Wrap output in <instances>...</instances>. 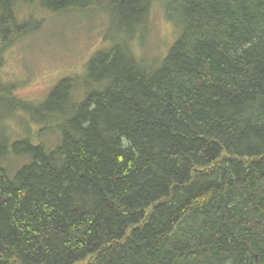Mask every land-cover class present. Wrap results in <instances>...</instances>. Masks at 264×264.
I'll list each match as a JSON object with an SVG mask.
<instances>
[{"label": "trees", "instance_id": "1", "mask_svg": "<svg viewBox=\"0 0 264 264\" xmlns=\"http://www.w3.org/2000/svg\"><path fill=\"white\" fill-rule=\"evenodd\" d=\"M156 3L180 35L154 67L134 46ZM99 4L121 35L79 104L51 90L61 143L15 142L13 176L0 143V264H264V0H0V69L42 12Z\"/></svg>", "mask_w": 264, "mask_h": 264}, {"label": "rangeland", "instance_id": "2", "mask_svg": "<svg viewBox=\"0 0 264 264\" xmlns=\"http://www.w3.org/2000/svg\"><path fill=\"white\" fill-rule=\"evenodd\" d=\"M98 6L103 7L88 13L42 12L37 19L41 21L36 25L38 31L3 51L0 80L4 87L15 86V99L0 98V118L4 117L0 119L4 120L0 123V143L9 146L10 155L3 164L11 176L29 161L14 153L12 145L15 142L29 139L33 144L44 145L48 153L61 143V127L65 120L44 122L52 102L49 94L53 87L61 80L71 78L74 81L73 102L79 104L85 92L92 89L87 79L90 60L101 50L111 47L121 35L117 28L110 27L111 12L106 10L105 4ZM174 21L177 25L178 18ZM174 23L167 18L162 4H154L147 32L135 42V54L157 67L180 35V29ZM16 102L25 104L29 110L15 112ZM71 109L70 104L65 108L66 118ZM31 117L42 122L38 124Z\"/></svg>", "mask_w": 264, "mask_h": 264}]
</instances>
